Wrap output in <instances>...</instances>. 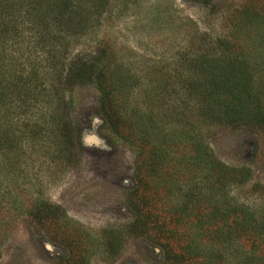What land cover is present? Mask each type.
<instances>
[{"label":"rangeland","instance_id":"rangeland-1","mask_svg":"<svg viewBox=\"0 0 264 264\" xmlns=\"http://www.w3.org/2000/svg\"><path fill=\"white\" fill-rule=\"evenodd\" d=\"M94 1L40 71L59 95L0 101V264H264V0ZM219 54L249 96H194L187 133L183 67Z\"/></svg>","mask_w":264,"mask_h":264},{"label":"trees","instance_id":"trees-1","mask_svg":"<svg viewBox=\"0 0 264 264\" xmlns=\"http://www.w3.org/2000/svg\"><path fill=\"white\" fill-rule=\"evenodd\" d=\"M90 1L94 7L97 2L94 0H0V101H13L19 111L29 112L40 97H46L45 103H49L51 95H59L55 79L49 74H40V71L50 65L54 69L62 65L65 60L64 53L59 49L65 46L62 34L75 19L81 18L82 8ZM200 57L205 58L199 56L189 60L187 68L183 67V124L187 133L192 131V125L187 122L191 117L187 116L189 106L186 102L194 96L204 98L202 102L209 110L222 109L225 116L227 112L240 113L249 96L243 85V64L238 65L220 54L209 61L203 59L197 63ZM98 64L99 61L91 63L74 76L85 81L87 75H95ZM235 78L242 79V82H237ZM99 92L103 110L108 93L101 88ZM54 104L57 105V100ZM194 141L191 139L190 143ZM197 146L195 143L191 148L195 154L191 162L204 165L206 159ZM245 211L249 209L244 208L239 219L243 224L248 218Z\"/></svg>","mask_w":264,"mask_h":264}]
</instances>
